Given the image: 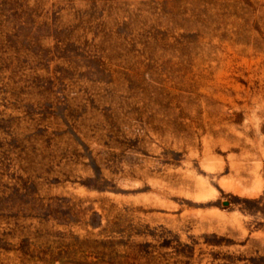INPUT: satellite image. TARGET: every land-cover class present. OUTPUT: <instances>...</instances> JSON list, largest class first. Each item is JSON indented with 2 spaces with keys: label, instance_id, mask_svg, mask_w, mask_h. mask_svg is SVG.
<instances>
[{
  "label": "rangeland",
  "instance_id": "374dc122",
  "mask_svg": "<svg viewBox=\"0 0 264 264\" xmlns=\"http://www.w3.org/2000/svg\"><path fill=\"white\" fill-rule=\"evenodd\" d=\"M0 264H264V0H0Z\"/></svg>",
  "mask_w": 264,
  "mask_h": 264
}]
</instances>
